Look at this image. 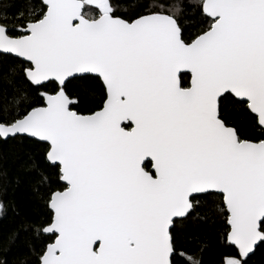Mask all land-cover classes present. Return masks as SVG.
Returning a JSON list of instances; mask_svg holds the SVG:
<instances>
[{
    "label": "snow or ice",
    "instance_id": "1",
    "mask_svg": "<svg viewBox=\"0 0 264 264\" xmlns=\"http://www.w3.org/2000/svg\"><path fill=\"white\" fill-rule=\"evenodd\" d=\"M17 2L0 0V144L23 159L0 189L23 181L37 209L7 238L28 237L23 264H201L180 237L220 218L224 264H248L264 244V0Z\"/></svg>",
    "mask_w": 264,
    "mask_h": 264
},
{
    "label": "trees",
    "instance_id": "2",
    "mask_svg": "<svg viewBox=\"0 0 264 264\" xmlns=\"http://www.w3.org/2000/svg\"><path fill=\"white\" fill-rule=\"evenodd\" d=\"M21 0H18L17 7L20 6ZM118 3H124L125 0H116ZM130 2V0H129ZM151 2V0H149ZM9 13H14L16 8L8 9ZM191 27L190 24H185ZM95 86V82L87 85V89L91 91ZM50 87V86H49ZM84 86L79 81H73L69 85L70 91ZM91 107L99 99V94L88 97ZM230 110V106H229ZM23 157L17 152L12 142L0 144V168L6 169L11 176L21 166ZM0 200L4 202V208L0 209V237L5 239V243L0 247V260L7 259L8 264H23V262L31 259V253L28 249V237L21 235L19 240L11 242L7 238L9 233L20 227V217L27 213L37 211L30 199V190L26 183L21 181L19 184L12 182L7 184L6 190L0 189ZM39 211H44L43 208ZM223 218L217 219L214 226L209 227L206 224H197L190 221L181 235V246L187 249L190 254L194 253L195 258L201 264H224L226 257L235 252L234 247L229 246L222 240V232L225 227ZM195 236V241L191 237ZM176 264H186L183 258L175 257ZM248 264H264V244L258 245L255 253L250 256Z\"/></svg>",
    "mask_w": 264,
    "mask_h": 264
}]
</instances>
